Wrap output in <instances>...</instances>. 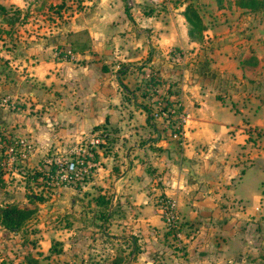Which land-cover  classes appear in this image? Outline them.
<instances>
[{
    "label": "rangeland",
    "instance_id": "374dc122",
    "mask_svg": "<svg viewBox=\"0 0 264 264\" xmlns=\"http://www.w3.org/2000/svg\"><path fill=\"white\" fill-rule=\"evenodd\" d=\"M214 1L217 9L220 6L225 8L222 13L228 17L230 26L226 28V32L222 31L218 35H222L221 40L212 39L207 42L201 31L202 38L195 41L209 48L221 41V44L232 46L239 57L243 54L241 65L247 67L242 71L241 77L237 78L232 72L210 66L205 70L204 76L198 78V66L194 67V64L189 63L199 53L201 59H206L208 53L204 50L199 52L201 48L196 53L192 50L171 49L166 53L172 61L168 66L180 70L183 67L192 71L194 69L195 75L192 77L198 83L238 111L235 113L226 105L218 106L213 96L208 94L204 98L205 117L215 121L225 120L226 123L234 122L235 119L245 120L257 125L244 126L249 129L247 132L250 134L247 137L248 145L243 150L237 147L236 153L230 150L232 155L227 156L223 149H216V153L212 151L207 154L209 156H205L206 160L210 159L218 164L224 163L233 154L239 158L238 154L247 153L248 157L242 161L252 160L253 163L245 169L244 180L237 183L236 192H245L243 195L246 197L247 210L255 211L254 206H257V212H242L241 200L224 195L227 176L222 179L220 169H217L216 178L211 182L201 181L198 184L191 178L196 172L192 170V175L188 174L185 168L183 183L190 188L189 192L197 183L202 194L194 192L190 195L187 192L186 195L176 197L154 191L146 208L139 197L130 199L115 196L109 189L107 192H100L97 186L88 184L100 171L91 164L95 150L108 153L102 161L104 166L113 167L115 173L123 169L117 163L120 161L119 155L113 146L116 141L114 139L118 137L112 129L100 122L87 130L72 132L57 121L53 128L48 125L49 136L45 138H52L55 143L52 141L48 145L46 142L36 148L26 132L6 131L4 118L0 114V207L13 204L29 210L18 228L9 229L0 224V264H200V255H206L205 259L210 260L221 244L226 241L228 245L233 243L232 237L239 241V246L235 245L231 257L233 264H264V193L258 201L261 189L257 192L248 190L260 183L264 187V8L251 10L247 6L236 4V0ZM231 2L242 7V12L236 9L228 12ZM118 3L122 11L133 7L131 0H119ZM186 4H191L198 14H202V7L198 3ZM0 5L3 7L0 8V110L18 112L26 108L25 114L36 120L40 107L35 109L32 103H28L26 107L23 100L28 95L18 85L22 72L16 56L21 47L43 42L51 33H56L55 45L62 49L70 41L80 45L81 39H84L85 43L90 40L88 27L94 20V13L99 9L103 11V6L108 5L106 0L101 4L98 0H0ZM118 6H114L113 10H118ZM83 24L84 30L80 28ZM63 53L61 51L59 54ZM69 53L75 54L73 51ZM105 54L104 58L108 59L107 52ZM251 57L254 62H247ZM118 61L115 58L106 61L100 70L91 69L90 74L93 76L88 78L84 88L89 89V93L97 90L98 84L93 80L94 76L98 81L110 83L107 79H102V76L109 78V81L114 80V73L117 72L118 79H121V73L128 66L125 62L117 63ZM141 66L144 64L141 63L138 68ZM138 68L132 69L135 74L127 73L125 79L127 82L135 79L133 85L137 93L141 94L143 90L148 92L140 100V104L148 109L145 111L146 116L158 128L164 129V134L171 136L169 138L184 141L183 125L186 115L183 110L176 109L180 88L169 77L170 80L165 79L154 66H146L139 73ZM151 73L158 75L164 82L159 86L149 87L145 82ZM185 78L187 80L188 75ZM167 86L170 93L173 91L171 95L165 91ZM119 87L124 91L126 86L122 83L116 90H121ZM79 88V84L69 83L67 96L73 98ZM116 90L113 88L106 92ZM56 91L60 98L61 92ZM86 94L87 90L84 91V95ZM89 97L91 95L86 96L84 104L88 105ZM128 98L129 95L125 99ZM170 99L173 100L168 105ZM168 121L174 127L181 126L180 132L170 131L166 127L169 125ZM151 135L152 133L148 137ZM20 138L30 146L21 149L22 145H18ZM135 138L142 141L143 134L137 133ZM9 147H12L11 151ZM125 149L126 147L123 151ZM201 150L209 153L208 147H201ZM87 157V162L92 167L89 172L86 167L84 170V159ZM70 158L77 160L74 177L68 178L64 171L61 175L57 174V164L55 171L47 174L52 163H59L58 159L63 162ZM141 167L150 171V164ZM141 167L135 166L136 171ZM37 171H45L46 176L32 178ZM158 181L160 180H155L154 183ZM166 200L171 202L173 211L165 209ZM184 203H190L195 211L179 210V205Z\"/></svg>",
    "mask_w": 264,
    "mask_h": 264
},
{
    "label": "crops",
    "instance_id": "0c3cea01",
    "mask_svg": "<svg viewBox=\"0 0 264 264\" xmlns=\"http://www.w3.org/2000/svg\"><path fill=\"white\" fill-rule=\"evenodd\" d=\"M104 1L98 0V3L101 4ZM118 1L106 0L108 6H103V11L99 9L94 13V20L91 19L93 22L88 27L90 40H86L85 43L84 39H81L80 45L70 41L65 43L62 49L61 46L55 45L56 33H51L43 42H34L30 46L21 47L16 58L20 72H22L18 85L20 89L26 90L25 93L28 95L23 102L26 107L28 103H32L35 109L37 106L40 109L36 120H32L25 114L26 108L18 112L0 110L6 131L26 132L25 134L38 148L46 142L48 145H51L52 141L55 143L54 139L45 138L49 136L48 125L53 128L57 121L72 132L87 130L90 126L102 122L118 137L114 139L116 141H114L113 148H116L119 155L120 161L117 163L123 169L115 173L113 167L111 169L104 166L102 161L108 153L95 150L93 164L100 171L89 180L88 184H94L100 192H107L109 189L115 196L130 199L139 197L146 208L154 191H159L166 196L186 195L190 190L183 183L186 171L191 175L192 170L195 171L196 173L191 178L199 184L201 181L211 182L216 178L217 169H220L223 173L221 178L225 179L227 176L224 181L226 184L223 188L224 195L241 200L243 202L242 212L255 214L258 207L254 206L255 211H248L245 204L246 197L243 195L245 192H236L237 183L244 180L245 169L253 163L252 160L242 161L243 158L248 157L247 153L238 154L239 158L233 154L234 156H229L231 159L227 158L224 163H218L219 165L210 159L206 160L205 156H209L207 154H211L212 151L216 153V149H223L224 155L227 156L232 155L231 151L236 153L237 147L243 150L248 145L247 137L250 134L247 132L249 129L247 127L245 129L244 126L257 125L249 124L245 120L243 122V120L235 119L234 122L226 123L225 120L215 121L205 117L204 98L208 94L213 96L218 106L219 104L220 106L226 105L233 112L238 111L198 83V80L192 77L195 75L194 69L192 71L184 67L181 70L169 67L172 61L166 55L171 49L192 50L196 53L201 48L199 52L204 50L208 53L206 59H201L199 53L195 54L192 62L189 63L194 64V67L198 66V78L203 77L205 70L210 66L232 72L240 78L242 71L247 67L239 62L243 54L239 57L234 53L232 46L221 44V41L209 48V46L192 40L187 32L188 24L182 14L183 6L188 2H192L193 5L198 3L199 7H202V14L199 13V16L204 28L201 31L203 38L209 42L212 39L221 40L222 35H218L222 31L226 32V28L230 26L227 21L228 17L223 16L222 13L225 8L220 6L221 8L217 9L214 0H131L133 7L124 8L122 11V7L117 5ZM114 6H118V10L114 11ZM230 8L228 12H233L234 9L239 12L243 10L242 7L232 2ZM80 28L84 30V24ZM73 31L76 30L73 29ZM61 51L64 53L59 54ZM69 51L75 54H68ZM106 52L110 59L104 58ZM75 57L76 60H73ZM115 58L119 59L117 63L123 61L128 66L125 71H121L122 78L118 79L117 72H115L114 80L109 81V78H105L100 72L103 75H101L102 79H107L110 83L100 80V84L94 76L93 80L98 84L97 90L89 93V89L84 88V84L90 76H93L90 74L91 69L97 71L104 67L103 64L106 61ZM141 63L144 66L139 69L138 66ZM146 66H154L155 70L160 72L165 79L169 77L171 82L180 88L178 100L186 115L183 125L184 141L178 142L169 138L171 136H166L164 129V131L161 130L150 121L145 113L146 107L140 104L143 96L137 93L133 85L135 79H130V82L126 81L127 73L135 74L132 69L137 67L139 73ZM186 75H188L187 80H185ZM69 83L80 85L73 98L66 94ZM122 83L126 86L123 88L124 91L121 87H119L121 90H116ZM113 88L116 92H106ZM92 89L90 90L93 91ZM56 90L61 92L60 98ZM86 90L87 94L84 95ZM127 91L130 93L126 94ZM124 94L126 97L129 95V98L125 99ZM87 95H91L88 105L84 104ZM74 116L76 119H73ZM136 132L143 134L142 141L135 138ZM150 133L152 135L148 137ZM124 147L126 149L123 151ZM201 147H208L209 153L203 152ZM232 158L235 159L232 160ZM147 164H150V171L141 167ZM135 166L141 167L138 172ZM155 180L160 181L154 183ZM197 183L189 192L190 195L194 192L202 194L200 192L202 189ZM259 188L261 192L258 201L262 199L264 193L262 184L248 188L256 192ZM212 193L217 194V192ZM178 208L182 211H195L190 203L179 205ZM232 240L233 243L230 245L227 241L219 245V249L210 260L205 259L206 255H200L202 259L200 264H233L231 257L234 254L235 245L239 246V241L236 237H232Z\"/></svg>",
    "mask_w": 264,
    "mask_h": 264
},
{
    "label": "trees",
    "instance_id": "16d2710c",
    "mask_svg": "<svg viewBox=\"0 0 264 264\" xmlns=\"http://www.w3.org/2000/svg\"><path fill=\"white\" fill-rule=\"evenodd\" d=\"M216 1L218 2L219 0H216ZM235 2H236V4H238L240 6H247L251 10H254V8H255V10L264 8V0L263 1L262 0H236ZM0 8H3L2 5H0ZM182 14L188 23L187 32H188L189 37L192 40H199L200 38H202L201 30H202L203 24H202V21H201L199 14L195 10V8L191 4H186L182 10ZM242 60H244V59H240L239 62L242 63ZM247 62L253 63L254 62L253 57H251L250 60H247ZM139 69H140V67H139ZM152 74L153 73L149 74V77L145 82L146 84H149V87L150 86L151 87L159 86L161 82H164L158 77V75L154 76ZM169 83H171V82H169ZM165 91L167 93H169L170 95L173 92V91H171V93L169 92V86L166 87ZM147 94H148V92H146L145 90H143L141 92V95H143V96H145ZM171 100H173V99H170L168 101V105L170 104ZM177 102H178V105H177L176 109L182 110L181 102L179 100H177ZM147 111H148V109H146V112ZM171 114H173V113L171 112ZM168 124L169 125H166V127L168 126V129L170 131H176L177 133L180 132L181 126L177 125L176 127H174L172 125V123H170V121H168ZM88 158L89 157L84 159V163ZM94 160H95L94 157H92L91 164L94 163L93 162ZM90 170H92V167L89 168V171ZM40 176L44 177V175H42L41 172L37 171L32 175V178H37ZM28 214H29V210L27 208L18 207V206L13 205V204L5 205L3 207H0V224H2L3 226H5L9 229L18 228L19 224L22 222V220Z\"/></svg>",
    "mask_w": 264,
    "mask_h": 264
},
{
    "label": "built area",
    "instance_id": "2783aa9c",
    "mask_svg": "<svg viewBox=\"0 0 264 264\" xmlns=\"http://www.w3.org/2000/svg\"><path fill=\"white\" fill-rule=\"evenodd\" d=\"M18 142H19L18 143L19 146L22 145V148L21 149H23L24 147H29L30 146L28 144V142L25 141L24 139H21L20 138V139H18ZM9 150L11 151L12 150V147H9ZM23 162H25V160H23ZM57 162H59V163H56V161H55V163H52V165H51V167H50V169H49V171H48L47 174L53 173L55 171V169L57 168V166L55 164H57L59 166L58 171H57L58 172L57 174H60L61 175L62 172L64 171V172H66V175L68 176V178L74 177V175L76 174L75 167H74V166L77 165V160L76 159L70 158V159L64 160L63 162H60L59 159H58ZM90 166L91 165L86 160L85 163H84V170H85V167H86L88 169V172H89ZM39 172H41L42 175H44V177L46 176L45 175V171H39ZM44 177H41L40 176V178H44ZM171 205H172L171 202L169 200H166V203L164 204V207H165V209L168 210V212L173 211V206H171Z\"/></svg>",
    "mask_w": 264,
    "mask_h": 264
}]
</instances>
